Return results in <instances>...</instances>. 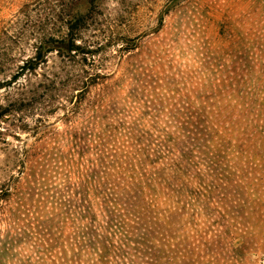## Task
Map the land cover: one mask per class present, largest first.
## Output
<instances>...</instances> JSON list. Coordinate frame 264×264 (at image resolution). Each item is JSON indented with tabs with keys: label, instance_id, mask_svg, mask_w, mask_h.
Listing matches in <instances>:
<instances>
[{
	"label": "rangeland",
	"instance_id": "rangeland-1",
	"mask_svg": "<svg viewBox=\"0 0 264 264\" xmlns=\"http://www.w3.org/2000/svg\"><path fill=\"white\" fill-rule=\"evenodd\" d=\"M74 17L79 55L55 49L42 76L11 82L37 39ZM216 113L227 157L160 207L166 264H264V0H0V191L14 189L0 264H77L70 187L97 211L96 169L136 146L130 132L157 144Z\"/></svg>",
	"mask_w": 264,
	"mask_h": 264
},
{
	"label": "trees",
	"instance_id": "trees-1",
	"mask_svg": "<svg viewBox=\"0 0 264 264\" xmlns=\"http://www.w3.org/2000/svg\"><path fill=\"white\" fill-rule=\"evenodd\" d=\"M90 5L93 8V2ZM76 23L75 17L67 21V33L58 37L40 36L34 44V56L23 62L11 82L17 85L16 78H22L26 73L31 76L37 74L39 67L46 63L47 54L55 49H58L60 57L79 55L82 47L77 42L79 36L74 33ZM99 77L98 73L92 75L91 81L95 83ZM46 81L53 82L51 79ZM28 82L32 86L33 82ZM27 88L26 84L22 85L23 92ZM39 92L25 93L23 101L27 98L33 100ZM224 117L217 113L208 116L207 120H202L199 129H183L188 135L182 136L179 132V137L166 134L165 139L157 141V144L149 133L130 132L128 144H136L127 148L132 152L123 150L125 155L118 162L114 160L115 155H110V159L106 154L103 172L96 169L103 176V180H98L103 182L102 191L96 189V193L101 195L97 196V211L90 200V192L83 184L70 187V226L77 221L82 226L73 235V245L78 250L74 253L76 263L166 264L168 231L165 228V211L163 213L160 207L170 196L186 197L203 172L200 168L202 163L212 172L216 159L227 157ZM22 165L29 170L26 161ZM95 187L98 188V184ZM12 191L14 189L8 188L0 191V213L11 205L8 198L13 196ZM82 257H87L88 262L82 263Z\"/></svg>",
	"mask_w": 264,
	"mask_h": 264
}]
</instances>
